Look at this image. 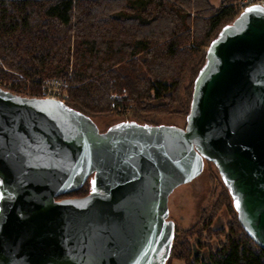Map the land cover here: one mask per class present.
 <instances>
[{"label": "water", "instance_id": "95a60500", "mask_svg": "<svg viewBox=\"0 0 264 264\" xmlns=\"http://www.w3.org/2000/svg\"><path fill=\"white\" fill-rule=\"evenodd\" d=\"M206 161L264 249L262 6L208 46L185 127L127 120L100 131L65 102L0 87V264H166L169 197ZM88 180L86 196L58 199Z\"/></svg>", "mask_w": 264, "mask_h": 264}, {"label": "trees", "instance_id": "16d2710c", "mask_svg": "<svg viewBox=\"0 0 264 264\" xmlns=\"http://www.w3.org/2000/svg\"><path fill=\"white\" fill-rule=\"evenodd\" d=\"M238 15L236 0L218 8L209 0H0V80L22 76L30 83V96L40 97L44 80L64 78L67 104L92 119L115 113L112 94L126 91L128 98L117 103L142 123L145 113L183 105L189 77L186 112L206 47ZM89 191L88 180L58 199ZM206 220L192 233L195 244L175 238L171 257L181 248V255L194 258L191 264H264V249L238 215L220 231L212 229L213 217ZM205 229H210L207 236ZM214 233L221 239L216 250L210 246ZM202 237L209 239L208 254L201 253Z\"/></svg>", "mask_w": 264, "mask_h": 264}, {"label": "rangeland", "instance_id": "374dc122", "mask_svg": "<svg viewBox=\"0 0 264 264\" xmlns=\"http://www.w3.org/2000/svg\"><path fill=\"white\" fill-rule=\"evenodd\" d=\"M224 1L226 0H209V2L216 8H218ZM239 1L240 0H236V5ZM240 13L241 12H239V14ZM206 49H208V47H206ZM14 84H18L19 87L30 86L28 80L18 75H14L13 77L7 78L6 80H0V86L2 88H5L12 93L18 94L17 92L8 89L10 85ZM189 85L190 80L188 77L181 92L183 105L177 104L173 111L168 113H145L142 118V123L185 127L186 117L189 111L188 110L185 112V107L187 108L188 105L187 93ZM124 94L126 95L125 99L128 98V93L123 91L122 93H113L112 99L113 95L123 96ZM18 95H29L30 97L29 93H19ZM130 107L133 109L135 106L132 105ZM111 109H113L115 113L110 115H98L93 118L100 131H106L122 121L134 120L133 110L127 111L122 109L120 111L116 108H113L112 104ZM226 194L228 199L225 196ZM228 194V189L225 186L217 167L214 163L206 161L204 170L197 178L189 183L177 187L169 197V220L173 221L176 225L175 238L179 237V239H177L178 241L186 239L187 245L188 243L195 244V239L197 238L195 236L192 237V233L194 231L203 229V227L206 225L205 220L209 217H213V223L211 226L212 229L220 231L221 228H228L229 224L235 222V218L237 217L233 200L230 194ZM209 230L210 229L204 230L206 236L210 233ZM203 239L205 240V247L197 249H200L201 253L208 254L211 251V249L208 247L209 239ZM220 241L221 239H219L217 234L214 233L210 241V246L213 250L218 249L220 246ZM175 251L176 256L171 257V253L166 264H191V261L194 259L193 257L192 260H189L188 257L186 258L181 255V248H177Z\"/></svg>", "mask_w": 264, "mask_h": 264}, {"label": "built area", "instance_id": "2783aa9c", "mask_svg": "<svg viewBox=\"0 0 264 264\" xmlns=\"http://www.w3.org/2000/svg\"><path fill=\"white\" fill-rule=\"evenodd\" d=\"M237 9L239 12L244 11L247 7L256 5L264 7V0H240L237 2ZM22 77V76H21ZM1 87V86H0ZM14 87V89H13ZM5 89V88H4ZM8 89L17 92L18 94H30V86L19 87L18 84L10 85ZM29 97V95H26ZM31 97V96H30ZM40 97L51 99L54 101L67 102L70 99L69 83L62 78H49L43 81L40 89ZM126 95L118 96L113 95L112 107L118 110H122L124 107L118 105L117 101L125 98ZM130 111V110H127Z\"/></svg>", "mask_w": 264, "mask_h": 264}, {"label": "snow or ice", "instance_id": "6c2138e0", "mask_svg": "<svg viewBox=\"0 0 264 264\" xmlns=\"http://www.w3.org/2000/svg\"><path fill=\"white\" fill-rule=\"evenodd\" d=\"M254 9H249V11H253ZM94 183V182H93Z\"/></svg>", "mask_w": 264, "mask_h": 264}]
</instances>
